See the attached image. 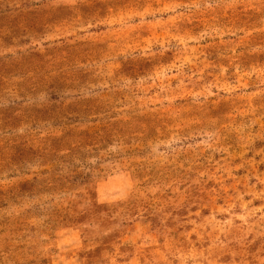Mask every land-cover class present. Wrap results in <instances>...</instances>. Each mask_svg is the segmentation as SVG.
I'll return each instance as SVG.
<instances>
[{
	"label": "rangeland",
	"instance_id": "374dc122",
	"mask_svg": "<svg viewBox=\"0 0 264 264\" xmlns=\"http://www.w3.org/2000/svg\"><path fill=\"white\" fill-rule=\"evenodd\" d=\"M0 264H264V0H0Z\"/></svg>",
	"mask_w": 264,
	"mask_h": 264
}]
</instances>
